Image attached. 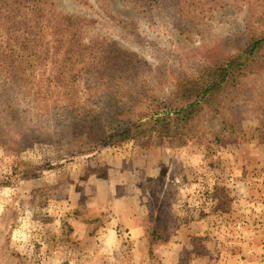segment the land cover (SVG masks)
Returning <instances> with one entry per match:
<instances>
[{"label": "rangeland", "instance_id": "rangeland-1", "mask_svg": "<svg viewBox=\"0 0 264 264\" xmlns=\"http://www.w3.org/2000/svg\"><path fill=\"white\" fill-rule=\"evenodd\" d=\"M23 1L24 34L0 15V54L16 59L0 66V264H264V50L187 145L94 147L63 118L90 94L54 26L69 15L82 43L135 55L124 74L161 98L262 32L264 0Z\"/></svg>", "mask_w": 264, "mask_h": 264}, {"label": "trees", "instance_id": "trees-1", "mask_svg": "<svg viewBox=\"0 0 264 264\" xmlns=\"http://www.w3.org/2000/svg\"><path fill=\"white\" fill-rule=\"evenodd\" d=\"M145 1L160 4V0ZM20 5V0H0V15L10 16L2 25L8 34H24L22 25L25 26L26 17L19 16ZM22 5L27 7V0ZM38 9L35 7L36 13ZM35 20L41 24L37 16ZM80 25L79 20L69 15L55 19V28L68 34L70 43L65 46L64 53L78 55L80 60L77 61L85 63L83 70L78 69L75 74L69 72V76L76 80L83 73L85 89L90 94L81 100L74 92L62 107L63 118H71L72 128L86 132L94 147L153 138L175 147L187 145L199 136L201 113L205 109L222 112L231 100V92H238L242 84L244 87L248 68L264 50L263 30L252 34L242 47L226 58L204 66L195 76L178 78L168 94L159 98L144 86L134 88L129 75L124 74L127 69L141 65L135 55L107 45L98 46L97 41L92 45L82 43L76 39ZM15 60L11 55L0 54V66L9 73L16 69ZM93 90L99 96L92 95ZM94 97L98 98V103H92ZM262 120L264 123V118ZM227 127L228 122L223 130Z\"/></svg>", "mask_w": 264, "mask_h": 264}]
</instances>
